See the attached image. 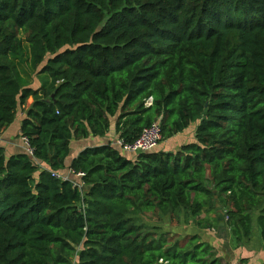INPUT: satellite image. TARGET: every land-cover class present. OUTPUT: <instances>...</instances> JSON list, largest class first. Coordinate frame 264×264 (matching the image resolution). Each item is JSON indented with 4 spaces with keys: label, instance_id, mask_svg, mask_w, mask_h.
Returning a JSON list of instances; mask_svg holds the SVG:
<instances>
[{
    "label": "trees",
    "instance_id": "1",
    "mask_svg": "<svg viewBox=\"0 0 264 264\" xmlns=\"http://www.w3.org/2000/svg\"><path fill=\"white\" fill-rule=\"evenodd\" d=\"M19 110L33 155L0 145V264H223L142 219L182 213L199 229L222 213L236 243L257 215L264 247V0H0V134ZM155 122L193 139L87 148L71 165L87 190L52 175L73 140Z\"/></svg>",
    "mask_w": 264,
    "mask_h": 264
},
{
    "label": "crops",
    "instance_id": "2",
    "mask_svg": "<svg viewBox=\"0 0 264 264\" xmlns=\"http://www.w3.org/2000/svg\"><path fill=\"white\" fill-rule=\"evenodd\" d=\"M23 74L25 75V73ZM45 81H47L45 76L33 75L31 76L30 86L33 89H39ZM25 115L26 114L22 110H19L15 123L5 132L1 133L0 145L4 146L10 154L25 152V144L21 137V123ZM187 133L188 132L166 141L167 147H164L166 143L162 142L159 146V151H173L170 149L174 148L172 141L179 142L178 139L180 138L181 143L179 142L178 148L181 146L182 141H191L193 139V132L188 133L189 136H187ZM118 138L119 136L115 133V125L113 123L109 134L105 137L90 136L88 139L73 140L71 142V153L68 159L70 170L73 160L77 158L82 151L87 148L112 144ZM126 156L133 157L132 155ZM220 223L219 221L220 228L218 229H199L197 227V232L190 234V236H197L199 238V243L208 246L211 252L223 261V264H264V247L257 224V215L253 219L251 238L242 243H236L231 233H228Z\"/></svg>",
    "mask_w": 264,
    "mask_h": 264
},
{
    "label": "built area",
    "instance_id": "3",
    "mask_svg": "<svg viewBox=\"0 0 264 264\" xmlns=\"http://www.w3.org/2000/svg\"><path fill=\"white\" fill-rule=\"evenodd\" d=\"M25 144V152L29 155H33V149L29 144L27 138L22 137ZM1 141V134H0ZM163 142V131L161 124L158 122L153 123L151 126L145 128L141 135L133 142H127L122 138H118L114 143H110L112 147H115L120 153L124 155H138L140 153H146L156 150ZM56 179L62 181H70L75 187L84 189L85 184L79 182L85 177L83 172L75 173L73 170H68L65 174L52 173Z\"/></svg>",
    "mask_w": 264,
    "mask_h": 264
},
{
    "label": "rangeland",
    "instance_id": "4",
    "mask_svg": "<svg viewBox=\"0 0 264 264\" xmlns=\"http://www.w3.org/2000/svg\"><path fill=\"white\" fill-rule=\"evenodd\" d=\"M22 68H26V66L22 67ZM28 79L30 80V77H28ZM19 119V118H17ZM191 130H189L188 133H190ZM187 133V136H189ZM186 137V136H185ZM181 139V138H180ZM179 140V142L181 143V140ZM174 144V148H170L171 150H176L178 148V144L179 142L177 141H172ZM184 141H182L183 143ZM114 143V142H113ZM166 143V142H165ZM164 147H167V143L164 144ZM153 216V215H152ZM203 217L206 216V214H202ZM154 217V216H153ZM155 218V217H154ZM142 219H148L150 221L151 224L160 226L162 228V232H171L176 236H181V237H186V236H190V234H193L195 232H197V227L194 224V219L193 217H191L190 215H186L185 213H182V223L181 225H174L172 224L168 218L163 219V221L159 222L156 219L154 221L150 220V218L146 217L142 218ZM186 220V221H185ZM146 222V221H145ZM224 226V225H223ZM196 227V228H195ZM226 229V228H224ZM227 232L229 233L228 229H226ZM160 233V232H159Z\"/></svg>",
    "mask_w": 264,
    "mask_h": 264
},
{
    "label": "water",
    "instance_id": "5",
    "mask_svg": "<svg viewBox=\"0 0 264 264\" xmlns=\"http://www.w3.org/2000/svg\"><path fill=\"white\" fill-rule=\"evenodd\" d=\"M89 187H87V186H85L84 187V190H87ZM217 207H219V205H217ZM219 221L221 222L220 224L221 225H224V221H223V215H222V213H221V215H220V217H219Z\"/></svg>",
    "mask_w": 264,
    "mask_h": 264
}]
</instances>
